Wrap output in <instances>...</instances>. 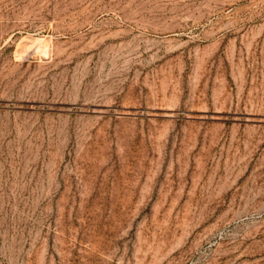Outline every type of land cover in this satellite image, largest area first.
<instances>
[{
	"label": "rangeland",
	"instance_id": "1",
	"mask_svg": "<svg viewBox=\"0 0 264 264\" xmlns=\"http://www.w3.org/2000/svg\"><path fill=\"white\" fill-rule=\"evenodd\" d=\"M0 264H264V0H0Z\"/></svg>",
	"mask_w": 264,
	"mask_h": 264
},
{
	"label": "bare ground",
	"instance_id": "2",
	"mask_svg": "<svg viewBox=\"0 0 264 264\" xmlns=\"http://www.w3.org/2000/svg\"><path fill=\"white\" fill-rule=\"evenodd\" d=\"M41 41V40H40ZM38 42V41H37ZM42 42V41H41Z\"/></svg>",
	"mask_w": 264,
	"mask_h": 264
}]
</instances>
